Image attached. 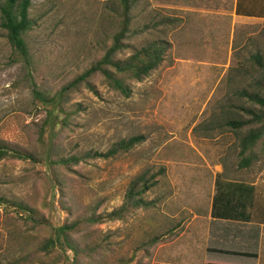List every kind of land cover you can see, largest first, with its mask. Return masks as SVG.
<instances>
[{
    "label": "rangeland",
    "instance_id": "rangeland-1",
    "mask_svg": "<svg viewBox=\"0 0 264 264\" xmlns=\"http://www.w3.org/2000/svg\"><path fill=\"white\" fill-rule=\"evenodd\" d=\"M31 1L36 21L26 35L35 58L31 76L22 63L9 61L11 48L0 36V136L38 152L53 148L59 153L105 151L133 135L143 141L115 158L80 163L72 167L75 173L59 169L65 191L75 199L65 202L73 209L72 216L61 210V194L52 189L51 171L43 163L0 160V196L33 205L57 226L82 217L86 207L97 205V213L117 209L134 177L163 168L146 194V199L155 201L153 208L73 233L79 250L73 264H149L157 248L163 261L196 257L202 244L200 232L208 224L216 174L222 171L239 179L232 172L239 161L238 136L221 124L246 118L242 106L258 107L240 92L256 89L249 58L255 52L264 56V22L235 23L232 0H147L145 9L135 13V27L163 17L174 21L129 42L139 47L166 40L171 47L164 61L141 81L127 80L128 97L95 76L94 91L81 87L65 105L64 110L73 113L68 127L59 122L64 114L55 112L41 140L38 130L46 110L33 99V83L39 89L57 90L102 50L111 23L105 9L109 0ZM255 150L261 157L264 138ZM28 224L21 213H5L0 207V262L19 253L20 236L34 246L51 234L45 226L28 230ZM157 236L158 242L150 241ZM87 248L93 249L84 251ZM58 255L55 252L45 260L51 262ZM68 255L72 258L71 251Z\"/></svg>",
    "mask_w": 264,
    "mask_h": 264
},
{
    "label": "trees",
    "instance_id": "trees-1",
    "mask_svg": "<svg viewBox=\"0 0 264 264\" xmlns=\"http://www.w3.org/2000/svg\"><path fill=\"white\" fill-rule=\"evenodd\" d=\"M106 5L108 19L111 28L106 34L103 47L87 64L80 68L74 76L63 82L60 87L52 91L43 86L41 89L33 83L31 94L34 100L46 110L44 122L40 127L38 138L42 140L45 127L51 128L55 112H61L64 116L59 121L61 127H68L73 113L64 110L71 94L85 87L94 91L92 79L95 76L100 78L110 89L120 92L128 97L131 89L126 84L127 80L141 81L150 75L164 61L170 43L164 39H155L139 47L132 46L130 40L147 33L150 29L159 25H166L173 22V19L163 17L159 20L148 21L141 27H135L134 19L136 11L145 9L147 0H109ZM34 5L31 0H0V36L9 45L10 52L8 59L11 63H22L28 70L35 71L34 55L26 41V35L31 31L36 21L32 17ZM130 53L123 55L126 50ZM250 67L253 77V86L256 88L252 92L243 89L240 95L247 98V101L257 105V109L240 107L247 115L242 119H227L221 124L222 127L230 129L238 136L239 158L237 166L245 168L253 164L258 159L256 147L264 138V56L253 53L250 58ZM247 129L244 135L239 136V132ZM143 141L140 135H133L122 138L112 143L105 151L86 150L82 152L59 153L56 149H43L41 152L21 147L16 143L3 139L0 136V160L12 159L21 160L32 165L46 164L51 171L50 184L57 188L61 194L58 204L67 216H72L73 209L65 202L75 201L73 195L65 191L66 181L59 174V169L75 173L72 167L89 160L112 159L120 154L127 153L136 145ZM163 173V168L157 172L150 173L146 170L134 177L127 185L122 204L107 213H97V205L86 207L83 215L77 219L65 220L60 225H53L47 218L42 216L31 204L23 201L11 200L0 196V207L4 212L8 210L21 213V217L28 224V230L38 227H48L51 234L39 244L30 246L29 241H22L24 236L15 240L21 248L19 253L10 259L0 262V264H56L57 262L76 263L79 250L75 248L72 235L78 232L83 226L100 224L105 221L122 220L130 212L138 209L147 210L155 206V201L146 199V194L155 186L157 176ZM223 173L216 174L214 180V191L211 200L210 214L215 218L228 220L246 221L252 207L253 187L243 182H236L222 178ZM67 193V195H64ZM63 199H66L65 201ZM24 214V216H22ZM22 237V238H21ZM159 236L153 237L151 242H158ZM11 245V244H10ZM12 246V245H11ZM93 248L84 249L90 251ZM214 251V249H212ZM71 251L72 258L68 252ZM82 251V250H81ZM57 252L59 255L51 262L45 260L50 255ZM74 252V253H73ZM238 254V253H236ZM243 255L244 253H239ZM50 259V258H49ZM212 264V263H208Z\"/></svg>",
    "mask_w": 264,
    "mask_h": 264
},
{
    "label": "crops",
    "instance_id": "crops-1",
    "mask_svg": "<svg viewBox=\"0 0 264 264\" xmlns=\"http://www.w3.org/2000/svg\"><path fill=\"white\" fill-rule=\"evenodd\" d=\"M232 14L235 23L251 20L264 22V0H232ZM232 169L239 179H232L224 173L222 178L253 187V202L248 219L237 221L215 218L209 212L207 228L200 232L202 244L196 257L188 255V259L179 262L170 261L166 257L163 261L157 257L161 249L157 248L149 264H264V151L250 166H235ZM184 252L190 250L184 247Z\"/></svg>",
    "mask_w": 264,
    "mask_h": 264
}]
</instances>
